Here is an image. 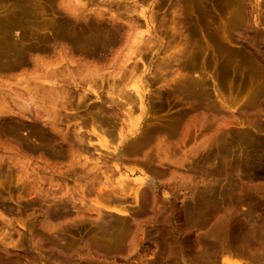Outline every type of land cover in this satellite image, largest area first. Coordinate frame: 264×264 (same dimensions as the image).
<instances>
[{"label":"rangeland","instance_id":"1","mask_svg":"<svg viewBox=\"0 0 264 264\" xmlns=\"http://www.w3.org/2000/svg\"><path fill=\"white\" fill-rule=\"evenodd\" d=\"M262 152L264 0H0L1 259L198 264L175 211L198 204L207 224L189 231L203 249L231 208L264 218V182L212 172L246 168ZM144 161L159 172L156 209L167 221L147 222L141 257L126 242L112 258L88 254L102 252L111 218L133 225L135 179L151 175ZM124 173L122 216L109 206ZM48 210L61 216L48 221Z\"/></svg>","mask_w":264,"mask_h":264},{"label":"bare ground","instance_id":"2","mask_svg":"<svg viewBox=\"0 0 264 264\" xmlns=\"http://www.w3.org/2000/svg\"><path fill=\"white\" fill-rule=\"evenodd\" d=\"M46 101L54 104L55 98L52 94H49L46 97ZM139 152L135 149L128 150V153L132 156L139 154ZM162 154V156H159L161 162L171 160L170 154L166 152H162ZM123 155L124 154L117 155V158L123 157ZM143 164L149 168L151 175L148 176V179L144 177L135 179L138 187L133 190L137 207L131 216L133 225L119 218H111L109 222L105 223L104 230L100 231L98 234L99 243H97V245L102 252L89 246L88 254L104 256L110 253V258H112V254L120 252L126 242L128 248H130L129 256L132 255L136 258L141 257L147 249L146 246H142L140 242V239L147 234L145 232L147 222L159 217L163 219V223L167 221L168 217L165 212L157 211L156 209L159 205L157 198L158 186L156 185V176L159 172L153 169L148 162L144 161ZM230 168H232V166L224 170L215 168L212 172L216 175L229 174L231 182L238 181L241 185L250 184L255 186L257 183L264 182V152L246 168L240 164L229 171ZM160 174L166 176L167 173L163 172ZM168 175L169 181L176 178L173 172H169ZM128 178L129 176L127 173H124L122 174V178L119 179L118 184L110 187V211L122 216L128 213L126 208L127 205H125L121 199L125 196L126 190L129 188L127 183ZM141 188L146 189L142 194L139 193ZM199 193L201 194L202 200L206 198V196L203 198V191H199ZM149 198L152 200V205H149ZM242 199L241 202L244 203L245 201ZM147 212L150 215H146ZM175 213L178 214V217L180 215L184 224L185 249L187 259L191 263L233 264L235 259L256 260L257 258L264 257V218L254 214L252 211L246 210V212L242 213L236 212L234 208H231V212H229L220 223L218 227L220 233L212 240L211 247H205L204 249L201 246L197 248L196 244L190 240L191 232L189 231V226L202 227L207 224L206 220L197 222V215L199 214L198 204L195 203L194 206L191 207L187 206L181 213L176 211ZM145 215L148 217L143 221H139L140 218ZM60 216L61 212L58 211L53 214L49 210L46 212V218L47 220L49 219L48 221L52 218H59ZM162 238H160V240H162ZM55 248L58 250V254H62L59 246H55ZM70 256H72V254H70ZM51 263L54 264L56 262L51 261ZM0 264L12 263L0 258Z\"/></svg>","mask_w":264,"mask_h":264}]
</instances>
